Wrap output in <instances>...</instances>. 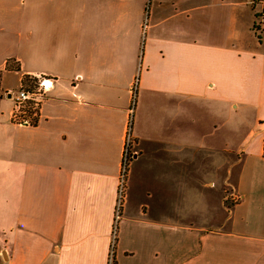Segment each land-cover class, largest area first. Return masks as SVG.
<instances>
[{"label":"crops","instance_id":"0c3cea01","mask_svg":"<svg viewBox=\"0 0 264 264\" xmlns=\"http://www.w3.org/2000/svg\"><path fill=\"white\" fill-rule=\"evenodd\" d=\"M56 11L50 64L32 56L42 38L19 57V85L49 82L39 118L0 113V264H107L134 79L114 264H264L258 4L69 0Z\"/></svg>","mask_w":264,"mask_h":264},{"label":"rangeland","instance_id":"374dc122","mask_svg":"<svg viewBox=\"0 0 264 264\" xmlns=\"http://www.w3.org/2000/svg\"><path fill=\"white\" fill-rule=\"evenodd\" d=\"M77 1L82 0H72ZM68 2L69 0H0V106L1 101L3 102L0 113L4 115L3 119L13 109V95L21 88L33 90L37 85L36 81L29 83L27 87L19 85V73L15 69L16 62L20 65L22 47L27 41L36 42L37 38H42L44 43L40 51L32 56L41 65H49L52 55L49 39L51 41L62 33V30H57L60 26L56 10ZM42 26H45L44 29H41ZM8 93L11 103L6 99ZM16 114H19L18 111Z\"/></svg>","mask_w":264,"mask_h":264},{"label":"built area","instance_id":"2783aa9c","mask_svg":"<svg viewBox=\"0 0 264 264\" xmlns=\"http://www.w3.org/2000/svg\"><path fill=\"white\" fill-rule=\"evenodd\" d=\"M252 1L256 2L259 6V12L254 23V30L257 31L260 27H264V0ZM136 84L137 79H134L130 86V104L127 110V120L122 135L121 159L119 164L118 184L116 189L115 209L107 264H114V247L117 237L118 222L121 217L127 170L129 162L134 154L131 122L136 98ZM48 86V80L42 79L37 83L33 90L24 88L19 89L12 97L14 105L13 109L9 111V119L11 122L17 125H34L39 118L41 104L45 98V90ZM17 111L19 113L18 115L16 114ZM225 198L233 200L232 194L229 193H227Z\"/></svg>","mask_w":264,"mask_h":264},{"label":"trees","instance_id":"16d2710c","mask_svg":"<svg viewBox=\"0 0 264 264\" xmlns=\"http://www.w3.org/2000/svg\"><path fill=\"white\" fill-rule=\"evenodd\" d=\"M17 68L15 69V72L19 71V66H18V62H16ZM36 81L35 78H33L30 75H22L20 77V86H24L27 87V85H29V83ZM262 156L264 157V138H263V147H262ZM225 205L226 207H231L232 206V202L227 199L225 200Z\"/></svg>","mask_w":264,"mask_h":264},{"label":"water","instance_id":"95a60500","mask_svg":"<svg viewBox=\"0 0 264 264\" xmlns=\"http://www.w3.org/2000/svg\"><path fill=\"white\" fill-rule=\"evenodd\" d=\"M8 96H10V94L8 93Z\"/></svg>","mask_w":264,"mask_h":264}]
</instances>
